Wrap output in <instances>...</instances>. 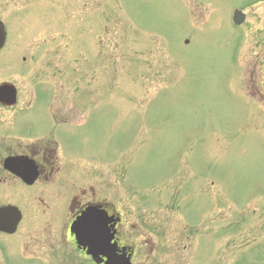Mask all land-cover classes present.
I'll list each match as a JSON object with an SVG mask.
<instances>
[{
	"label": "rangeland",
	"instance_id": "obj_1",
	"mask_svg": "<svg viewBox=\"0 0 264 264\" xmlns=\"http://www.w3.org/2000/svg\"><path fill=\"white\" fill-rule=\"evenodd\" d=\"M244 1L0 0L4 64L45 52L57 100L90 116L66 138L72 155L118 181L105 196L126 229L167 226L169 242L182 229L185 248L162 264H264V3L236 27ZM192 229H216L211 250Z\"/></svg>",
	"mask_w": 264,
	"mask_h": 264
},
{
	"label": "flooded vegetation",
	"instance_id": "obj_2",
	"mask_svg": "<svg viewBox=\"0 0 264 264\" xmlns=\"http://www.w3.org/2000/svg\"><path fill=\"white\" fill-rule=\"evenodd\" d=\"M260 3L264 0H247L234 8L247 10ZM88 16L85 11V27ZM4 24L6 41L0 49V264H162L165 258L158 260V256L164 253L166 257L168 248L175 250L171 260L178 259L176 251L185 248L180 240L182 229L172 230L177 234L175 242H169L167 226L137 229L130 225L126 229L121 211L105 196L110 183H106L104 166L74 158L66 141H71L73 130L85 126L90 116L74 120L64 109L66 100H57L56 90L44 81L37 65L45 52L24 50L12 56L16 63L4 64L9 37ZM52 29L53 21L44 27L46 32ZM83 101L85 104V98ZM41 107L46 111L42 117ZM78 169L82 179L74 177ZM115 185L114 181L112 186L117 189ZM136 201L142 200L134 201L132 217L141 216ZM88 207L108 213L111 243L107 254L99 239L106 229L99 222L87 227L90 235L74 230L75 220ZM197 230L204 229L191 230L195 247L203 254L212 249L216 229H208L207 238L203 232L199 237ZM90 248L97 250L95 256Z\"/></svg>",
	"mask_w": 264,
	"mask_h": 264
},
{
	"label": "water",
	"instance_id": "obj_3",
	"mask_svg": "<svg viewBox=\"0 0 264 264\" xmlns=\"http://www.w3.org/2000/svg\"><path fill=\"white\" fill-rule=\"evenodd\" d=\"M244 17L241 16L240 14H236V17H235V21L237 23H240L241 21H243ZM4 42V28H3V25L0 23V48L2 46ZM90 215V211L88 213L85 214V216L81 219H84L85 217H88ZM81 223V222H79Z\"/></svg>",
	"mask_w": 264,
	"mask_h": 264
}]
</instances>
